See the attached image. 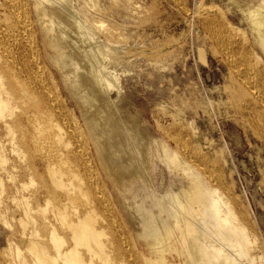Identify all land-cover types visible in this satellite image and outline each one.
Segmentation results:
<instances>
[{"label":"bare ground","instance_id":"1","mask_svg":"<svg viewBox=\"0 0 264 264\" xmlns=\"http://www.w3.org/2000/svg\"><path fill=\"white\" fill-rule=\"evenodd\" d=\"M61 1L64 5L69 3V0ZM65 8L70 13L69 8ZM209 11L202 14L204 24L216 35V42L219 38L218 45L233 69L237 89L243 90L240 95L232 90V97L237 101L235 110L242 108V117L249 119L264 139V59L258 55L250 59L251 53L236 48L238 42L233 38L245 31L234 28L219 16L211 18L215 11ZM218 11L220 13V9ZM58 13L57 8L48 10L40 0L33 4L31 0H0V124L10 130L18 127L15 150L21 157L28 154L24 149L29 151V172L27 169L24 172L41 176L40 188L32 193L34 202L45 198L48 208V202L52 201L49 211L36 205L48 212L44 223L38 226L29 215L34 212L31 195L22 196L21 208L30 220L19 218L22 222L19 225L27 227L30 223L31 231L25 240L27 252H22L20 263L158 264L157 261L165 259L164 252L174 248L185 259V264H241L233 251L241 252V240L246 238L249 227L247 219L226 201L221 174L218 169L208 167L203 147L191 146L188 135L179 128L170 133L182 152H172L167 144H160L158 151L154 150V156L160 153L161 160L173 167L170 184L160 191L153 178V162L145 161L147 170L134 159L135 155L142 159L146 156L145 150H138L141 139L136 131L125 123H115L110 116H103L109 115L106 110L110 107L97 87H117L103 64L105 59H111L107 49L96 45L93 49L83 48L80 49L82 57L78 58L70 50L77 38L67 33L68 28L63 23L56 25ZM249 23L264 55V0L258 9L249 10ZM44 46L56 52L53 62L63 71L65 84L83 109L96 151L103 156L100 162L94 159L83 131L77 128L73 134L60 122L68 110L58 95V77L48 64ZM78 59L88 65L85 75L81 74ZM254 67L258 71H253ZM185 125L183 128L188 129ZM122 131L129 137L123 136ZM0 156L6 161V156ZM100 166L108 175L112 172L118 182L130 183L128 191L136 183L144 186L140 198L138 194L133 195L139 201L128 205L127 213L133 216V209L141 225L138 240L130 243V247L142 253L140 241L156 260L143 254L142 263L133 261L131 256V260L128 259L123 246L121 213L102 184ZM189 166L193 168L190 174L187 173ZM10 176L14 179L13 174ZM0 182L3 186V180ZM12 182L19 191L26 188L25 182ZM42 228H47L46 235L41 233ZM45 237L47 241H43ZM238 252L235 253L239 255Z\"/></svg>","mask_w":264,"mask_h":264},{"label":"rangeland","instance_id":"2","mask_svg":"<svg viewBox=\"0 0 264 264\" xmlns=\"http://www.w3.org/2000/svg\"><path fill=\"white\" fill-rule=\"evenodd\" d=\"M37 1L31 0L32 4ZM40 1L48 10H59L56 25L63 23L68 28L67 33L75 40L77 38L76 45L70 46V50L78 58L82 57L80 49L83 48L93 49L96 45L107 49L111 59H105L103 64L108 67L117 87H97L110 107L106 110L109 115L101 114L110 116L115 123H125L136 131L141 139L137 144L138 150H145L146 156L142 159L135 155L134 159L143 169H147L144 166L146 160L153 162V178L158 189L163 191L170 184L173 167L161 160L160 153L158 157L154 156V150L158 151L160 144L169 145L172 152L179 150V145L170 135L179 128L188 135L191 146L203 147L201 149L203 155L207 156L208 167L218 169L221 174L224 188L227 189L224 191L226 201L247 219L248 237L241 240V252L233 251L235 257L241 264H264V139L254 130L253 123L242 117V108L235 110L237 101L232 97V90L239 95L243 90L237 89L233 69L222 56L218 45L219 38L217 43L216 35L208 31L204 24L205 16L202 15L210 9L209 12L215 11L211 18L219 16L234 28L245 31L238 38H233L238 42L236 48L251 53L250 59H256V55L264 59L249 23V10L258 9L261 0H69L68 5L61 0ZM219 9L222 15L218 13ZM44 47L48 64L58 77V95L68 110L60 122L73 134L78 131L77 128L83 131L94 159L100 162L103 156L96 151L83 109L65 84L63 71L53 62L56 52L48 46ZM78 60L83 70L81 74L85 75L88 65L82 59ZM255 68L253 71L257 70ZM182 125L189 128L185 129ZM18 130V127L10 130L0 124V155L6 156V161L0 156V181L3 180V186L0 182V263L8 264H21L19 258L27 252L25 240L31 231L30 223L27 227L25 224L19 225L22 223L19 218L30 220L28 215L25 217L20 200L23 195H31L30 201L33 200L32 193L41 186L39 174L24 172L26 169L29 172V151L21 146L28 153L21 157L15 150ZM122 135L129 137L125 131H122ZM14 165L18 168L13 169ZM98 169L102 184L121 213L123 246L126 254H129L128 259L131 260V256L133 261L142 263L143 255H147L156 260L152 251L140 241L142 253L130 247V243L138 240L141 225L133 209V216L127 213L128 205L139 201L144 186L136 183L128 191L130 183L126 180L120 183L112 172L108 175L103 167ZM189 169L188 174L193 168L189 166ZM17 180L26 183L25 191L15 189L12 181ZM176 181L181 182V179L177 178ZM134 194L139 197L135 199ZM44 200L41 198L31 202L34 212L29 215L38 226L44 223L48 214L47 210L44 212L36 206L47 208ZM48 205L49 211L52 201ZM79 207L83 208L84 204ZM47 232V228H42V234L46 235ZM43 241H47L46 237ZM126 246L128 248L125 249ZM242 250H248L247 258L246 251ZM178 253L174 248L166 250L165 259L157 263L185 264V259Z\"/></svg>","mask_w":264,"mask_h":264}]
</instances>
